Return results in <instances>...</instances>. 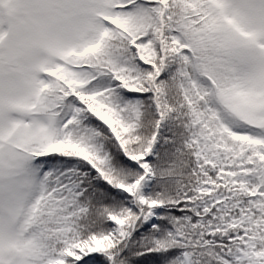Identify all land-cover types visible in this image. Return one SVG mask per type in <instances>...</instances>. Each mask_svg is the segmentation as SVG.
Masks as SVG:
<instances>
[{
  "label": "snow or ice",
  "instance_id": "1",
  "mask_svg": "<svg viewBox=\"0 0 264 264\" xmlns=\"http://www.w3.org/2000/svg\"><path fill=\"white\" fill-rule=\"evenodd\" d=\"M0 264H264V0H0Z\"/></svg>",
  "mask_w": 264,
  "mask_h": 264
}]
</instances>
